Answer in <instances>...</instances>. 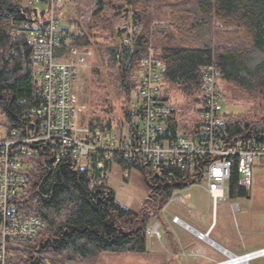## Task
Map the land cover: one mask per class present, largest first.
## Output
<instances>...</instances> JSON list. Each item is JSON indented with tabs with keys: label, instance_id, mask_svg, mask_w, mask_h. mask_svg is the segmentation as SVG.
Returning a JSON list of instances; mask_svg holds the SVG:
<instances>
[{
	"label": "trees",
	"instance_id": "16d2710c",
	"mask_svg": "<svg viewBox=\"0 0 264 264\" xmlns=\"http://www.w3.org/2000/svg\"><path fill=\"white\" fill-rule=\"evenodd\" d=\"M70 2L83 7L81 21L75 24L80 30L76 34L61 24L58 52L70 48L89 51L99 33L111 31L104 60L110 67V77L118 81L123 93L119 95L126 98L139 91L142 61L151 55L162 75L160 99L175 107L173 115L162 124L164 138L183 135L193 139L199 135L205 105L202 67L213 66L220 71L218 89L222 102L227 101L223 84L250 101L264 102V0ZM46 4L0 0V126L7 136L16 132L17 139L34 135L39 123V118L30 114L41 107L42 85L35 75L34 44L29 38L34 26L43 27L48 22ZM120 4L131 13L130 46L115 42L124 32L113 28L108 11ZM61 10L62 6H58L57 13ZM157 25L162 26L159 31L155 29ZM130 102L136 105L125 115L127 132L137 117V103L131 98ZM191 110L195 117L189 126L184 125V115ZM223 120L225 140L264 136V118L252 122L246 117L223 114ZM89 128L120 137L125 133L122 129L112 131L110 122H90ZM27 148L30 152L21 160L27 167L29 185L15 199V209L21 217L43 219L45 228L35 239L14 240L7 249L5 264H98L106 253L147 251L150 216L147 211L138 214L117 202L107 179L112 167L104 169L102 176V170L96 167L97 154L92 155L89 169L82 170L72 157H63L57 163L45 144L31 143ZM118 163L124 170L132 168ZM135 167L151 175V195L160 206L177 191L196 184L177 170L155 172ZM238 179L236 163L229 182V198H249L248 190L239 187Z\"/></svg>",
	"mask_w": 264,
	"mask_h": 264
},
{
	"label": "built area",
	"instance_id": "2783aa9c",
	"mask_svg": "<svg viewBox=\"0 0 264 264\" xmlns=\"http://www.w3.org/2000/svg\"><path fill=\"white\" fill-rule=\"evenodd\" d=\"M63 1L35 0L38 4L47 3L48 8V22L43 27L34 26L29 38L34 44L35 75L42 85L41 107L30 111L39 118L35 134L17 139V133L13 132L0 141V264H5L7 249L14 240L35 239L45 228L43 219L21 217L15 209V199L29 185L27 167L21 160L30 152L28 144H45L54 153L57 163L63 157H72L82 170L89 169L92 155L97 154L96 167L102 170V176L104 169L118 162L155 172L177 170L195 183L203 181L215 204L229 197V182L236 163L238 185L249 190L253 168L264 160V136L225 140L221 131L224 120L218 89L220 71L213 66L200 69L205 105L196 138L183 135L164 138L162 124L173 115L175 107L160 99L162 75L151 55L142 61L141 85L132 95L137 103V117L129 132L121 137L110 132L99 134L91 131L87 124H81L79 115L86 109L78 100L76 90L91 53L78 48L58 52L61 15L57 7ZM120 45H131L129 35ZM130 169H125V177H129ZM171 200L177 199L172 196ZM239 207L235 205L234 211H239ZM172 222L183 225L178 216H174ZM148 234L160 237L157 221L148 228ZM259 258H264V248L242 256H229L217 264H241L243 259Z\"/></svg>",
	"mask_w": 264,
	"mask_h": 264
},
{
	"label": "rangeland",
	"instance_id": "374dc122",
	"mask_svg": "<svg viewBox=\"0 0 264 264\" xmlns=\"http://www.w3.org/2000/svg\"><path fill=\"white\" fill-rule=\"evenodd\" d=\"M167 1L174 2L178 0ZM41 6L38 5V7ZM61 6L62 10L59 14L61 15L62 26L64 28L69 27L70 32L77 34L80 28L75 24L81 21L82 5L77 7L70 0H64ZM108 12L113 21V28L116 31L122 30L124 32L115 39L116 44H120L119 42H122L126 36L131 34V13L127 12V14L114 17L117 9ZM161 27V25H157L155 29L159 31ZM102 32L104 33L98 34L96 40L93 41L95 44L89 49L91 55L82 70L80 85L76 90L78 100L86 109L80 112L79 119L81 124H88L89 126L90 122H110L112 131L122 129L126 134L125 115L130 109L133 111L136 104L132 105L133 101L130 102V98L133 99L132 96L130 98L122 96L123 93L118 87V81L110 77L112 75L109 74L110 67L104 60V52L105 48L111 43L108 39L111 31ZM222 87L224 97L227 100L221 102L222 114L246 117L252 122L264 118V102L250 101L246 96H239L236 91L227 85L223 84ZM119 93L122 95H119ZM173 95L178 100L180 99L177 97L176 92H173ZM180 101L182 102V99ZM194 117L192 110L185 114L183 118L184 125L189 126L188 124ZM2 121L3 116L0 114V123ZM94 130L97 131V129ZM6 137V130L0 126V141ZM150 176V174L146 175L135 168H131L129 177H125L123 167L114 163L108 174V183L114 190L117 202L120 205L138 214L147 211L150 218L153 219L151 223L153 221L154 224L157 221L159 225L161 224L162 236L166 231L168 232V225L171 224L175 215L183 218L182 213L189 211L195 221L207 225L213 223L212 231H214V235L223 234L238 240L245 238L252 247L264 242V164L257 163L253 168L252 187L248 190L249 198L232 200L227 197L220 200L215 207H213L214 203L211 198L207 199L201 196L205 184L203 181L192 185L190 191H188L190 189L188 187L175 193V197L179 194L183 196L184 200L172 201L169 199L165 205L160 206V204H157L154 195H151L152 189L148 183V177L150 178ZM195 199L198 205L193 203ZM235 205L240 206V210L237 212L234 211L233 206ZM211 211H214L213 215H211ZM174 231L175 235L181 237L188 234L178 229V227ZM201 235L199 237L203 239L204 236L201 237ZM148 240L151 243L152 240L150 238ZM259 246L261 245L259 244ZM155 248L153 249L156 252L150 256L106 253L101 255L98 264H171L170 259H168V250L163 246V242L158 243ZM250 264H264V260L251 261Z\"/></svg>",
	"mask_w": 264,
	"mask_h": 264
},
{
	"label": "crops",
	"instance_id": "0c3cea01",
	"mask_svg": "<svg viewBox=\"0 0 264 264\" xmlns=\"http://www.w3.org/2000/svg\"><path fill=\"white\" fill-rule=\"evenodd\" d=\"M189 188L190 189L188 191L192 189L191 186ZM175 195L176 194H174L173 197H175ZM201 196L202 198L212 199V197L205 190V186H203ZM175 198L177 200H184L183 196L179 194ZM193 203L198 205L196 199ZM215 205L216 204L214 203L213 207H215ZM213 214L214 211H211V215ZM182 216L185 219L180 216L178 217L183 221V225H177L171 222V224L168 225V232L166 231L163 236L161 235V224L159 225L160 237L150 236L148 234V238L152 241L151 243L149 240L147 241V251L141 255H153V253L156 252L155 246L158 243L163 242V246L168 250V259H170L171 264H214L226 260L228 256H242L264 248V242L259 243L261 246L257 244L252 247L250 242H247L245 238L238 240L232 236L228 237L223 234L214 235V231H212L213 223L209 225L199 223L194 220L189 211L182 213ZM152 224L153 221L150 223L149 227ZM177 227L190 235L186 234L182 235V237L175 235L173 231ZM200 234L204 236L203 239L199 237ZM260 260H264V258L255 259L253 261L255 262Z\"/></svg>",
	"mask_w": 264,
	"mask_h": 264
},
{
	"label": "water",
	"instance_id": "95a60500",
	"mask_svg": "<svg viewBox=\"0 0 264 264\" xmlns=\"http://www.w3.org/2000/svg\"><path fill=\"white\" fill-rule=\"evenodd\" d=\"M118 11L115 13L114 17H117L118 15H121L123 12L127 13L129 10L127 8H124L123 4H120L117 6Z\"/></svg>",
	"mask_w": 264,
	"mask_h": 264
},
{
	"label": "bare ground",
	"instance_id": "6f19581e",
	"mask_svg": "<svg viewBox=\"0 0 264 264\" xmlns=\"http://www.w3.org/2000/svg\"><path fill=\"white\" fill-rule=\"evenodd\" d=\"M166 80V79H165ZM160 221V220H159ZM251 261L247 260V259H243L241 261V264H250ZM226 264H229V263H226Z\"/></svg>",
	"mask_w": 264,
	"mask_h": 264
}]
</instances>
